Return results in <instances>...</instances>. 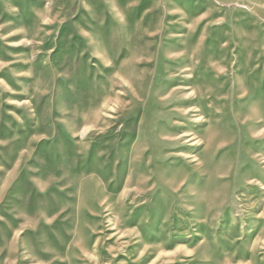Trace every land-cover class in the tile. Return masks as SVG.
Wrapping results in <instances>:
<instances>
[{
	"label": "rangeland",
	"instance_id": "rangeland-1",
	"mask_svg": "<svg viewBox=\"0 0 264 264\" xmlns=\"http://www.w3.org/2000/svg\"><path fill=\"white\" fill-rule=\"evenodd\" d=\"M0 264H264V0H0Z\"/></svg>",
	"mask_w": 264,
	"mask_h": 264
}]
</instances>
